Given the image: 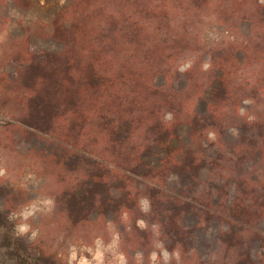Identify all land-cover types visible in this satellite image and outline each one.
Masks as SVG:
<instances>
[{
    "label": "rangeland",
    "instance_id": "1",
    "mask_svg": "<svg viewBox=\"0 0 264 264\" xmlns=\"http://www.w3.org/2000/svg\"><path fill=\"white\" fill-rule=\"evenodd\" d=\"M72 1L0 0V264H78L80 255H89L81 248L94 247L97 237L107 244L113 233L119 235L118 250L128 264H136L137 252L143 253V264H149V253L158 252L153 248L156 240L178 257L170 264H264V0H230L228 7L211 0L188 15L174 10L152 30L157 39L181 35L189 39L187 49H174L179 58L177 79L157 78L159 84L165 83L163 93L177 98L176 108H155V117L172 128L177 117L191 116L202 84L225 95L212 110L207 99L198 107L200 118L211 117L202 142L191 139L183 124L177 125L176 136L169 131L155 141L148 139V147L154 149L146 147L142 172L128 178L137 187L127 182L124 190L120 188L124 178L115 171L117 160L107 161V181H97L91 174L94 168L83 162L103 159L64 138L63 116L50 131L38 128L36 119L43 107L31 101L37 95L36 82L29 80L32 61L60 50L51 37L53 22L59 15L62 24L71 18L74 9L62 14L61 10ZM103 1L87 0L82 5L100 19L117 13L113 63L117 68L130 57L135 19L142 17L133 10V0ZM245 16L253 23L244 22ZM186 61L192 66L179 71ZM205 62L207 70L201 67ZM131 77L125 72L116 78V92ZM171 83L175 86L170 89ZM141 88L133 90L128 83L122 94L124 101L129 100L121 105L122 115L130 121L144 117L129 125L128 156L109 142L100 123L102 133L97 129L96 145L86 143L88 149L98 150L104 158L126 157L129 163L137 157L146 146L142 133L147 131L145 120L152 116L149 110L162 101L161 94L151 97ZM92 104L87 99V109ZM183 149L202 160H195L192 169L174 164L173 156ZM168 165L174 166L165 168ZM189 171L197 174L189 177ZM141 197L150 201L147 214L137 206ZM45 199L53 202L50 209L41 203ZM159 199H165V208L158 206ZM83 201L98 203L85 214ZM29 204L39 209L27 221L37 232L33 239L30 233L17 236L14 225L19 218L9 219ZM138 219L149 227H137ZM153 224L159 225L158 236L152 232ZM73 247L77 255L70 261ZM111 260L106 254L104 264Z\"/></svg>",
    "mask_w": 264,
    "mask_h": 264
},
{
    "label": "trees",
    "instance_id": "2",
    "mask_svg": "<svg viewBox=\"0 0 264 264\" xmlns=\"http://www.w3.org/2000/svg\"><path fill=\"white\" fill-rule=\"evenodd\" d=\"M86 1H72L61 10L62 14L66 11L71 13L74 9L71 18L65 24L60 22V15L55 18L51 37L60 44L61 48L58 51L45 53L41 56L39 62L32 61L33 71L29 74V80L36 82L37 95L31 101L43 107L40 118L36 119L39 123V129L50 131V126L54 124V121L63 116L65 127L62 132L66 134L64 138H69L67 140L75 142L73 145L83 148V152L97 155L103 159L96 162L93 160H89V163L83 162L86 167L94 168L91 174L94 175L97 181L108 180L109 173L107 170H109V164L107 161L110 160L115 163L114 160H117L115 171L120 177L124 178V182L120 187L121 190H124L127 182L134 183L136 186V183L129 181L128 178L133 172L139 170L142 172L145 165V150H148L146 147L151 142L148 139L155 141L159 135H165L169 131H172V136H176V128L180 124L186 125L191 133V139L197 140L196 143L207 138L203 129L204 126L209 125L211 117L209 116L210 120L209 118L207 120L200 118L198 107L203 99H207L208 108L212 110L220 100H224L225 92H218V88H213L210 92V86L204 88L203 84L200 85L197 90V97L192 104V115L187 116L186 119L177 117V122L172 125V128L159 117H155V108H173L176 106L175 100L177 98H170L163 93L165 83L163 85L159 84L157 78L161 77L171 82L177 79L178 73L175 66L179 58L177 53H174V49L179 47L183 50L187 49L189 39L187 35L171 36V39L167 37L165 40L157 39L153 37L152 30L156 28L155 26H162L164 18L174 10L177 12L184 11L188 15L198 12L211 0H133V10L137 16L140 15L142 18L137 17L135 19L132 47L129 50L130 57L117 68L113 66L115 61L114 36L116 25L118 26L117 13L112 11L110 16L106 15L102 19L96 18L95 12H86L85 8L87 6L82 5ZM217 1H221L227 7L228 4H231L230 0ZM243 19L248 24L253 23L250 17L245 16ZM168 62L171 65H168ZM124 67L125 69H123ZM125 72L133 77L128 78L127 81L124 79L121 83V89L116 92L115 83L118 80L115 81V79ZM215 74L217 75V73ZM142 80L144 83H142ZM214 80L215 78H212L210 83H213ZM128 83L133 90L142 87L143 92L151 93V97L155 94H161L160 99L162 100L160 104H152L148 115L155 118L153 119L151 116L150 123H148L149 120H145L147 131L142 133V138L145 136V139H143L146 140L144 143L146 146L140 148L137 157L130 163L126 158L129 154L127 144L129 125L135 123L136 120L142 122L144 117L140 115L136 118L133 114L135 119L130 121L125 115H122V106L129 101H124L122 98L125 85ZM174 86L171 83L170 89ZM87 99L93 102L92 107L88 106L89 109L86 105ZM86 123L91 125L90 129H86ZM99 123L102 124L101 129L109 142L115 144L118 149H123V154L126 157L121 159L104 158L98 150L88 149L89 145L86 143L91 146L96 145L95 141L98 140L97 129L101 132L97 126ZM148 148L150 151L154 149L152 147ZM199 155L203 157L204 153L199 151ZM173 158L175 160L174 164L182 167L191 166V169L196 164L195 160L198 163L202 160L195 159V155L191 150L184 149L174 155ZM171 166L174 165H168L165 168L169 169ZM174 170L176 169H173V172ZM189 172V177H195L194 175L197 174L192 173V171ZM158 192L161 193L163 190L159 188ZM151 200L153 204L156 202L153 199ZM163 201L165 199H159V202H157L162 209L165 208V205L162 204ZM97 203L83 201L85 214L94 210Z\"/></svg>",
    "mask_w": 264,
    "mask_h": 264
},
{
    "label": "clouds",
    "instance_id": "3",
    "mask_svg": "<svg viewBox=\"0 0 264 264\" xmlns=\"http://www.w3.org/2000/svg\"><path fill=\"white\" fill-rule=\"evenodd\" d=\"M191 61L184 62L180 67L179 71L184 72L188 68H190ZM202 69L207 70L209 64L207 62L202 64ZM168 118V117H166ZM41 203L49 208L52 205V201L45 199L41 201ZM137 206L140 211L147 214L150 211V201L146 197H141L137 201ZM39 211L35 204H29L25 207H22L20 211L13 212L10 214V220H17L14 225V231L17 236H25L30 233L29 239H33L36 237L37 232L32 229L31 225L27 222L30 217H33L35 212ZM123 218H127V213H123ZM137 227L140 229H146L149 226L143 219H138L136 221ZM151 229L154 235H159V225L153 224L151 225ZM92 246H86L80 249L81 253H88V256L80 255L78 264H104L106 254L110 255L112 260L111 264H128V258L123 252H120L119 249V235L118 233H113L111 240L105 244L103 240L97 237L93 241ZM153 248L158 249L157 251H152L149 253L148 261L149 264H170V260L172 258L178 259L175 253L170 254L169 251L165 248L163 243L160 240H156L153 243ZM77 255V250L73 247L70 249V261L71 259H75ZM136 264H143V253L137 252L135 255Z\"/></svg>",
    "mask_w": 264,
    "mask_h": 264
},
{
    "label": "built area",
    "instance_id": "4",
    "mask_svg": "<svg viewBox=\"0 0 264 264\" xmlns=\"http://www.w3.org/2000/svg\"><path fill=\"white\" fill-rule=\"evenodd\" d=\"M246 104H249V103H246Z\"/></svg>",
    "mask_w": 264,
    "mask_h": 264
}]
</instances>
